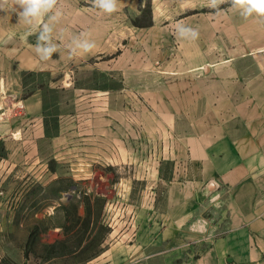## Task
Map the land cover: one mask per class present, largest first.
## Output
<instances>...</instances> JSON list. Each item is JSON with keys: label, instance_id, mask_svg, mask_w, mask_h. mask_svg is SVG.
Segmentation results:
<instances>
[{"label": "crops", "instance_id": "crops-1", "mask_svg": "<svg viewBox=\"0 0 264 264\" xmlns=\"http://www.w3.org/2000/svg\"><path fill=\"white\" fill-rule=\"evenodd\" d=\"M128 1L111 15L62 12L59 52L48 61L34 51L36 35L17 32L14 13L0 11L12 20L0 22V176L23 184L0 188V210L40 186L50 163L66 162L76 198L134 210L123 229L110 223L119 233L104 263L264 264V19H244L227 3L215 14L206 0H155L153 25L142 28L127 23ZM186 9L197 12L176 21ZM180 22L198 39L179 37ZM114 36L116 60L104 61ZM75 38L96 48L69 58ZM67 90L77 99L72 114L63 109ZM127 95L134 117L127 121L124 104L111 119L109 98ZM136 181L145 183L140 199L128 202Z\"/></svg>", "mask_w": 264, "mask_h": 264}, {"label": "rangeland", "instance_id": "rangeland-1", "mask_svg": "<svg viewBox=\"0 0 264 264\" xmlns=\"http://www.w3.org/2000/svg\"><path fill=\"white\" fill-rule=\"evenodd\" d=\"M12 8L13 0H8V3L4 6V10L14 13L13 21L10 18L7 20L1 18L0 22L9 23L12 21L13 27L17 32H24L29 27L23 23H19L18 16ZM57 8L61 12H73L77 10L94 13L100 12L92 6L91 0H58ZM126 11L127 14L130 13V15L128 14L130 19H127V23L133 21L142 28H148L153 25L155 0H135V2L130 0L127 2ZM179 12L180 14L179 17H176V21L182 20L183 17L188 16L187 14H195L197 10L186 9L183 11L179 10ZM162 21L164 20H161L158 25H162L164 23ZM119 25H123L120 20ZM124 26L129 25L125 24ZM137 35L140 36V34ZM95 37L103 38L105 36ZM150 37L148 31H142L141 38L143 41ZM126 41L125 56L128 62L133 56L132 51L130 52L127 49L128 45L132 46L133 44V35L126 34L124 42ZM110 42L107 55L95 56L91 59L90 63H98L101 61L100 57L104 56L102 58L104 61L114 58L116 60L118 52L114 51L112 45L114 42L116 43V36L110 39ZM120 42H123L121 38ZM103 45L105 46L106 43L104 42ZM48 79L51 80L49 77ZM72 95L73 93L69 90L61 92L63 109L67 114L75 112L73 109L75 108V100L77 99H73ZM78 101L76 104L80 108L79 110L82 109L84 111L87 109L85 103L80 104L81 100ZM108 101L111 119L117 117L118 106L121 107L124 104V107L127 109L125 116L127 121L134 117V99L132 96L127 95L126 98L111 96ZM95 103L96 101L94 102L96 106ZM99 106L101 105L99 104ZM79 114L84 115L85 112ZM96 121H99V119ZM47 150L48 156L52 152L48 144ZM49 166V169L52 170L46 172V175L42 179L43 183L40 186L30 183L34 191L32 190L29 194L21 195V201L18 202L13 210H0V264H108L104 263L106 257L102 253L118 239L119 233L118 229L112 232L110 223L119 222L123 229L128 226L134 215V210L127 211L124 209V206H121L120 209L119 207L115 208V206L107 210L105 201L102 198L95 197L88 200L89 202L83 196L80 199L76 198L71 188L69 164L66 162H56L50 163ZM4 171L5 165H3L1 172ZM19 171H21V168ZM126 175H129V173L126 172ZM115 182L117 180L113 177L106 181V184ZM88 184H91V182H80L82 188H85ZM22 185V181L16 177H6L5 173L0 176L1 189L7 187L19 188ZM42 185L46 189L45 193L37 196L35 190ZM144 185L145 183L139 181L131 185V193L127 196L128 202L140 199L139 193L144 188ZM111 197L115 198V202L118 200V196L116 195H111ZM83 202H86V206H81ZM88 208L92 211L90 215L89 210L87 211ZM76 211H78L81 218L76 215ZM129 232H132V227Z\"/></svg>", "mask_w": 264, "mask_h": 264}, {"label": "clouds", "instance_id": "clouds-1", "mask_svg": "<svg viewBox=\"0 0 264 264\" xmlns=\"http://www.w3.org/2000/svg\"><path fill=\"white\" fill-rule=\"evenodd\" d=\"M7 3L8 0H0V10H4ZM57 3L58 0H13L12 10L16 12L19 23L29 27L28 35H36L33 48L42 61L52 59L53 55L59 52V47L54 42V26L61 19L62 12L57 8ZM91 3L101 13L111 15L119 11V0H91ZM225 3L244 19L253 16L264 19V0H206V6L214 10L215 14L223 11L221 5ZM176 33L184 39L196 40L199 37L197 29L182 22L177 23ZM95 48L94 41L75 38L69 45V58L91 53ZM2 87L3 81H0V88Z\"/></svg>", "mask_w": 264, "mask_h": 264}, {"label": "trees", "instance_id": "trees-1", "mask_svg": "<svg viewBox=\"0 0 264 264\" xmlns=\"http://www.w3.org/2000/svg\"><path fill=\"white\" fill-rule=\"evenodd\" d=\"M83 197H84L85 199H87V201L92 199V198L89 197V196H84V195H83ZM81 198H82V197H81ZM88 202H89V201H88ZM88 202H87V203H88ZM90 203H91V202H90ZM84 205L86 206V202L81 203V206H84ZM78 210H79V209H78ZM88 210H89V211H88ZM87 211L89 212V215H90L91 212H92L90 208H88ZM76 215H78V217L81 218V216H80V214L78 213V211H76Z\"/></svg>", "mask_w": 264, "mask_h": 264}]
</instances>
